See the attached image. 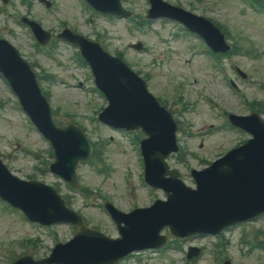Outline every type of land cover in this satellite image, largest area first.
Returning a JSON list of instances; mask_svg holds the SVG:
<instances>
[{"label": "rangeland", "instance_id": "374dc122", "mask_svg": "<svg viewBox=\"0 0 264 264\" xmlns=\"http://www.w3.org/2000/svg\"><path fill=\"white\" fill-rule=\"evenodd\" d=\"M50 1V8H46L39 0H31L30 7L22 5L21 0H8L6 4L0 0V36L8 39L24 57L34 62L38 72L53 74V82L42 80L40 86L48 91L52 110L57 109L55 121L65 125L74 120L84 128L91 141L103 143L99 163L108 164L111 170L109 176H104L97 171L93 162L77 166L80 183L91 190L86 198L74 192L53 173H43V163L34 153L51 161L47 153L48 142L32 126L27 125L24 114L15 107L13 93L1 77L0 157L17 176L28 179L34 175L36 179L56 186L62 196H68L70 207L86 218L90 226L116 236L114 225L99 207L102 197L110 200L115 207L129 211L133 205H149L152 195L164 198L165 194L160 189L151 194L141 183L142 166L127 137L121 138L109 126L92 119L95 106H102L105 101L96 93L86 90L93 86V81L87 68L71 62V55L76 50L63 42L51 48L54 57L35 50L29 30L18 22L16 16L26 15L53 33L60 30L59 23L63 21L71 29L92 40H96L99 34L102 40L98 42L105 50L112 54L120 50L124 60L134 70L142 76L148 74L149 90L156 97L167 101V107L173 112L174 118L179 120V127L183 130L177 133V140L188 153L187 161L181 162L177 157L169 156L168 163L170 167L181 171L186 184L193 185L189 167H204L209 160L248 136L235 128L221 129L217 125L220 122L217 109L211 102L226 111L246 114L249 108L241 101V96L246 101H264V89L261 87L264 84V11H255L245 0H165L214 19L225 26L243 48L251 50V54L239 53L225 57L223 62L226 75L210 68L207 57L193 53L196 38H186L178 30L176 21L161 18L150 20L151 23L144 30H137L122 18H108L97 13L89 15L90 12L82 8L80 0ZM121 3L135 16H144L149 7L146 0H121ZM89 16L91 18L88 21ZM137 41L144 45L141 51L129 46ZM236 68L246 73L245 79L236 72ZM227 77L237 86V93L230 88ZM178 94L181 98L175 101ZM184 104H187L186 109ZM226 124L222 120L220 126ZM187 130L195 135H185ZM131 141L137 145V136H131ZM128 176L129 184L133 182L130 191ZM0 208L10 210L1 202ZM53 231L55 238L60 241H66L72 236V228L66 224L55 225ZM254 231L261 238L257 241H263L264 215L245 224V227L234 226L226 230L222 235L225 241L222 251L216 245L218 238L209 235L183 239L178 242L180 249L170 246L165 251L176 255L180 261L184 256L183 250L188 245H195L202 250L189 264H219V259L225 257H229L233 264H264V253L260 245L253 247L248 244ZM163 233L167 232L164 230ZM36 237L41 238L37 249L32 244L26 246L22 243L26 238ZM242 238L245 242L241 244ZM53 241L50 235L22 223L12 213L0 211V264H6L7 253L11 248L16 255L25 252L36 257L44 256L48 254ZM153 255L151 259L144 256L140 263L131 258L120 264H168L162 254Z\"/></svg>", "mask_w": 264, "mask_h": 264}, {"label": "water", "instance_id": "95a60500", "mask_svg": "<svg viewBox=\"0 0 264 264\" xmlns=\"http://www.w3.org/2000/svg\"><path fill=\"white\" fill-rule=\"evenodd\" d=\"M88 1L103 11L119 13L118 9H108L102 5L101 0ZM36 31L39 33V30ZM70 39L81 44L84 55L95 69L100 85L111 97L110 107L117 110L120 119L106 118L105 113L101 118L128 128L141 127L149 135L143 144L148 180L172 192L168 202L158 203L156 207L147 210L152 214L151 216H125L121 239L112 241L82 228L75 247L86 249L87 253L84 256V252L77 250L79 256H84L80 259L84 262L77 264H110L116 261L133 248L139 247L136 242L127 240L130 235L138 231H153L156 234L164 225H169L172 232L182 236L194 232H215L229 223L248 218L258 212L255 210L250 214L246 213L248 207L257 208L264 200V125L259 124L252 129L255 138L246 145L231 151L210 168L195 173L197 190L183 187L175 175L167 171L163 163L169 152L175 150L173 138L175 126L169 115L157 106L154 99L145 93L143 84L120 63L111 66L108 63L112 60L96 48L82 45L81 38L70 35ZM14 66L21 71L26 80V86L18 93L24 100L27 95L41 100L27 67L19 62L5 43L0 41V69L13 82ZM35 120L53 141L58 161L63 162V168L57 167L59 164L56 163L52 166L53 169L71 181L77 161L88 155L89 148L85 139L74 127L63 130L53 127L47 112L40 110L35 115ZM166 173L172 174L168 182L163 178ZM9 179L13 178L0 165V195L22 206L29 216L49 222L47 218L36 212L35 199H22L11 190V186L8 185ZM55 202L59 208H63L62 202L56 196ZM63 219L69 220V217ZM157 244L146 242L144 246ZM109 249L110 251L106 253ZM64 263L74 264L68 260H64Z\"/></svg>", "mask_w": 264, "mask_h": 264}]
</instances>
